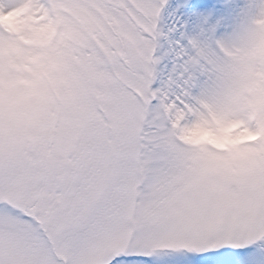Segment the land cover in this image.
I'll use <instances>...</instances> for the list:
<instances>
[{
	"label": "snow or ice",
	"instance_id": "1",
	"mask_svg": "<svg viewBox=\"0 0 264 264\" xmlns=\"http://www.w3.org/2000/svg\"><path fill=\"white\" fill-rule=\"evenodd\" d=\"M0 264H264V0H0Z\"/></svg>",
	"mask_w": 264,
	"mask_h": 264
}]
</instances>
